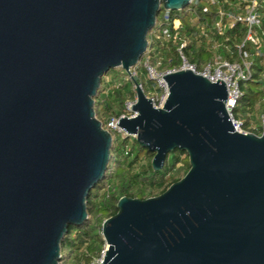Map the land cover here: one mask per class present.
<instances>
[{
    "label": "water",
    "instance_id": "obj_1",
    "mask_svg": "<svg viewBox=\"0 0 264 264\" xmlns=\"http://www.w3.org/2000/svg\"><path fill=\"white\" fill-rule=\"evenodd\" d=\"M192 1L0 0V264H60L111 160L95 113L103 77L131 76L161 9ZM162 80L161 109L134 80L136 115L117 127L155 154V171L176 150L190 170L160 196L119 200L103 264H264V133L235 131L224 82Z\"/></svg>",
    "mask_w": 264,
    "mask_h": 264
},
{
    "label": "trees",
    "instance_id": "obj_2",
    "mask_svg": "<svg viewBox=\"0 0 264 264\" xmlns=\"http://www.w3.org/2000/svg\"><path fill=\"white\" fill-rule=\"evenodd\" d=\"M196 1L182 11L170 12L173 21L180 20L182 23L181 38L188 41L185 53L189 61L202 68V64L207 60H213L217 52L231 62L238 61L236 46L244 40L246 27L236 24L225 36L216 35L214 40L219 41L222 47L218 51L211 50L204 38L197 39L196 33L198 27L206 22L212 23L215 9L205 6L206 0H198V4ZM205 8H208V12H204ZM165 12L166 10L161 9L157 18L158 25L155 28L161 31V38H153L154 30L150 32L148 52L141 59V66H137V75L133 77L143 86L144 92V84L152 85L142 65L148 53L151 54V63L159 70L167 71L180 66L177 49L181 40L175 43L173 39H166L162 32L160 23L164 19ZM262 12L264 14V9ZM172 26L173 22L170 24L173 35ZM262 28L264 30V17ZM225 46H228L233 54L228 53ZM247 49L252 54L250 58L252 75L249 80L241 83L243 95L234 110V117L243 121L246 128L251 119L261 120V116L264 115V44L258 47L247 46ZM127 75L123 69H115L102 79L101 88L95 98V113L104 128L111 118L126 115L125 103L135 99V91L130 90L131 82L134 80ZM106 76L112 77L110 86L106 85ZM239 109L244 111L243 116H239ZM261 133L260 131L258 134ZM112 136L111 160L105 177L90 192L87 199L89 218L83 225L69 227L61 245L60 264H93L101 257L106 247L102 234L103 223L118 213L117 204L121 198L145 200L160 196L171 185L185 177L190 170L187 154L176 150L168 155L163 169L155 171L152 165L154 153L140 146L136 139L131 143L129 137L124 138L119 133L112 132Z\"/></svg>",
    "mask_w": 264,
    "mask_h": 264
},
{
    "label": "built area",
    "instance_id": "obj_3",
    "mask_svg": "<svg viewBox=\"0 0 264 264\" xmlns=\"http://www.w3.org/2000/svg\"><path fill=\"white\" fill-rule=\"evenodd\" d=\"M196 1V0H193ZM192 1V2H193ZM208 8L213 7L215 9V16L211 24L206 22L201 27H198L196 33L197 39L204 38L209 48L213 51H218L222 45L219 41L214 40L216 35L225 36L227 31L235 27L236 24L244 25L247 29L244 40L236 46L238 53V61L231 62L221 54L214 57L213 60L208 61L205 66L199 68L195 63L189 61L185 49L188 46V41L181 38L182 23L180 20H172L170 11H166L164 19L161 21L163 35L166 39H173L175 43L180 42L177 52L180 61L178 68H173L167 71L159 70L151 63L150 53L147 54L142 65L145 69L146 75L149 80L152 81V87L155 89L152 93L146 94L147 98L151 100L153 106L157 109L164 107L168 97L169 89L165 81L167 75L178 71H191L199 76L207 78L210 82L216 83L217 81L224 82L228 89V101L226 107L232 121L233 127L236 132L241 134H254L255 129H249L244 127V123L234 117V110L238 101L242 97L241 83L249 80L252 75V64L250 58L252 54L247 49V46L258 47L264 44V30H263V9L264 0H206ZM199 1H196L198 4ZM208 8L204 9V12H208ZM173 22V35L171 34L170 24ZM158 25V21H157ZM156 25V26H157ZM156 28V27H155ZM153 38L160 39V30L153 29ZM172 35V36H171ZM184 39V40H183ZM227 40V39H226ZM228 53L233 54L228 46H225ZM148 52V50H147ZM137 75V67L131 70V76ZM144 90L143 86L140 84ZM136 93V88H134ZM137 98L129 100L125 103L127 110L126 115H122L120 118H111L105 129L111 134L112 132H121L117 127L119 121L123 117H134L136 113L132 111V107L136 104ZM134 113L133 115H131ZM262 125L260 129L264 133V115L261 116ZM258 135V134H257ZM107 248V246H106ZM106 248L102 251L101 257L97 259L93 264H103Z\"/></svg>",
    "mask_w": 264,
    "mask_h": 264
},
{
    "label": "rangeland",
    "instance_id": "obj_4",
    "mask_svg": "<svg viewBox=\"0 0 264 264\" xmlns=\"http://www.w3.org/2000/svg\"><path fill=\"white\" fill-rule=\"evenodd\" d=\"M205 6H207V4L205 3ZM218 55V52L217 53H215L214 54V56H217ZM208 58V57H207ZM206 58V59H207ZM209 60H207L205 63H203L202 64V67L203 66H205V64L208 62ZM139 66H141V63H139L138 64V67ZM157 67V66H156ZM121 69V68H120ZM125 74L127 75V73L125 72ZM127 77H129L128 75H127ZM111 79H112V77L111 76H106V78H105V81H106V85L107 86H110L111 85ZM131 79V78H130ZM134 82H131V85H130V90H132V91H134V88H135V85L133 84ZM144 86H145V92H146V94H150V93H152L155 89H153V87H152V85H150V84H148V83H146V84H144ZM136 94V93H135ZM134 113H132L131 115H133ZM238 114H239V116H243L244 115V111L243 110H241V109H239L238 110ZM261 125H262V121L260 120V119H256V118H254L253 120L251 119L250 120V122H249V124H248V128L249 129H255L254 130V134H258V133H260V131H256V129H260V127H261ZM114 133H119L120 135H122V137H124V138H127V137H129L130 138V140H131V143H132V141L134 140V139H136L134 136H128V135H126L123 131H121V132H114ZM262 134V133H261ZM261 134H258V135H261ZM130 147H132V146H130ZM106 246H107V244H106ZM106 248V247H105Z\"/></svg>",
    "mask_w": 264,
    "mask_h": 264
}]
</instances>
